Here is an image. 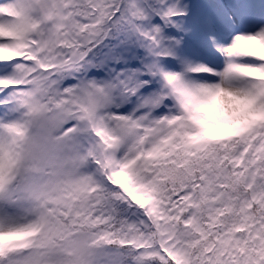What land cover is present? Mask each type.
<instances>
[{"label":"snow or ice","instance_id":"6c2138e0","mask_svg":"<svg viewBox=\"0 0 264 264\" xmlns=\"http://www.w3.org/2000/svg\"><path fill=\"white\" fill-rule=\"evenodd\" d=\"M0 264H264V0H0Z\"/></svg>","mask_w":264,"mask_h":264}]
</instances>
